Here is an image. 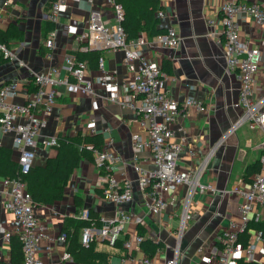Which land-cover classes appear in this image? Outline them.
<instances>
[{
  "label": "crops",
  "instance_id": "0c3cea01",
  "mask_svg": "<svg viewBox=\"0 0 264 264\" xmlns=\"http://www.w3.org/2000/svg\"><path fill=\"white\" fill-rule=\"evenodd\" d=\"M5 1L0 0V30L17 25L23 32L22 39L13 38L8 43L5 42L16 52L17 59H6L0 63V87L11 81H18L19 94L15 98H8L9 102L23 103L35 90L32 71L60 66L67 53L88 52L80 50L73 35L64 34L65 24L72 23L85 30L93 8H99L110 25L115 23L112 6L106 0H68V7L61 14L58 23L45 18L53 0H10L7 6L4 5ZM250 1L264 4V0ZM221 2L222 0H172L183 44L179 50L158 45L149 52L168 73L167 88L173 97L182 102L191 93L192 87H195V95L207 106L206 111H200L192 105L186 108L177 120L174 140L184 145L179 160L182 168H199L210 150L214 149L201 176V182L211 185L214 190L196 192L188 209L186 227L180 233L188 186L180 185L166 194V207L159 213H151L145 203L144 192L137 185V173L131 165L133 158L137 156L144 167H150L151 157L148 148L137 150L131 141L135 133L145 139L149 135L148 128L140 122L139 114L119 103L106 105L104 100L107 92L97 83H94L95 96L70 93L65 85H59L55 105L37 138L34 166H45L57 154L56 147L49 148L43 144L46 138L55 137L59 140L61 137L85 133L95 136L100 142L97 146L99 149H111L122 156L126 163L124 170L127 177L134 182V198L122 207L135 211L142 221L136 227L129 224L124 236L138 230L145 240L160 243V246L149 254L143 244L128 252L122 240L114 246L97 241L93 243V249L106 252L107 258L97 256L91 259L83 251L77 255L72 252V262L61 259L62 252L68 245L60 242L58 237L66 226L67 218H78L84 207L95 210L103 222L112 219L117 213L118 206L102 197L101 172L94 164L95 153L92 152V160L82 156L80 164L70 174L65 194L60 201L52 205L37 204V215L52 238L42 241L39 252L46 264H141L146 257L154 259L155 264H168L167 260L177 250L178 264H204L203 257L215 247L217 234L231 220H239V204L242 201L240 192L247 188L254 173H264V132L260 127H251L248 122L235 125L243 112L241 108L233 107L239 95L240 83L234 74L227 73L223 45L218 34L215 37L209 35L207 23L209 18L219 17ZM166 22L167 19H159V27L164 31ZM54 29L55 47L52 59H48L45 57L49 50L45 40ZM262 31L260 26L250 24L245 26L242 33L259 35ZM103 54L107 69L115 73L118 80L124 81L129 76L124 64V51L106 49ZM20 60L25 65L20 64ZM89 68L88 74L95 79L98 75L97 65ZM64 75L61 72V76ZM95 101L98 102V108L94 107ZM90 119L97 122L94 133L86 132L85 124ZM0 141L1 146L12 150V158L18 161L19 150L14 146L13 134L0 132ZM191 149H194V154ZM258 160L261 162V170L252 169L245 175L248 166ZM4 178L6 177L0 176V192ZM8 198V195L1 194L0 260L11 258L13 249L21 248L15 234L9 239L4 236L6 232H15L18 226L15 215L3 204V200ZM77 199L82 201L80 205ZM73 225L68 228L73 230ZM81 230L76 236L78 243ZM256 230L255 221H252L249 231L241 236L242 240L247 241ZM46 245L51 246L50 252H47ZM260 247L261 245L257 248L255 261L264 264V254L259 252Z\"/></svg>",
  "mask_w": 264,
  "mask_h": 264
},
{
  "label": "built area",
  "instance_id": "2783aa9c",
  "mask_svg": "<svg viewBox=\"0 0 264 264\" xmlns=\"http://www.w3.org/2000/svg\"><path fill=\"white\" fill-rule=\"evenodd\" d=\"M68 0H53L45 18L58 23L61 14L68 7ZM93 2L94 0H89ZM112 6V18L115 23L110 25L103 17L99 8H93L89 13L88 25L81 30L72 23L64 25V34L73 35L79 43L80 50L93 51L102 48L122 49L124 64L129 76L120 81L115 73L106 67V58L101 54L97 61L98 75L93 79L89 74V64L78 59L75 53H67L60 66L32 71L35 90L28 95L25 102H9L19 94L18 81H11L0 87V132L13 134L14 146L19 150V170L15 176L3 180L1 194L9 196L3 200L6 209L11 211L18 222L15 232H6V239L15 234L20 242L23 255L22 264H46L40 256L42 241L51 240L46 226L40 221L36 207L29 190L27 174L34 166L37 150V138L47 122V116L52 112L59 95L57 87L65 85L67 92L85 95H96L94 83L103 87L107 96L104 103H119L124 107L134 109L141 124L148 128V137L142 138L133 134L132 144L137 150L148 148L151 152L150 167H144L135 156L132 168L137 173V185L144 192L145 203L151 213L161 212L167 205L166 194L176 190L180 185L188 186V198L183 215L180 233L186 227L188 209L196 196V192L206 189L214 190L211 185L201 182V176L206 167L207 159L199 168H182L179 166L184 145L174 140L177 133L178 118L188 106H195L200 111H206L204 101L195 95V87L191 93L180 102L173 97L167 88L168 73L152 56L150 50L158 45L179 50L183 38L179 31L172 0H160V8L156 15L160 20L167 19L165 31L153 39L144 35L129 40L121 24L124 18V8L117 0H106ZM6 0L4 5H9ZM218 18H209V35L217 37L223 45L226 58V71L234 74L240 83L239 95L233 103L234 108L243 110L235 125L248 122L251 127H260L264 132V4L250 0H222ZM254 24L262 28L257 35H244L245 26ZM56 31L51 30L45 40L49 49L45 57L52 59L55 47ZM0 56L17 59L16 52L10 46L0 41ZM20 64L25 62L20 60ZM64 72V76H61ZM98 108V102H94ZM86 132H96L97 122L90 119L85 124ZM1 144V141H0ZM46 147H56L58 138L43 140ZM264 147V143H263ZM85 149L92 150L94 164L101 172L102 197L118 206L116 215L102 221L100 226L94 222L82 228L80 242L87 246L92 242L103 241L114 246L118 240L128 252L140 248L144 236L138 230L124 236L127 227L141 224V216L135 211L122 207L134 198V182L127 177L124 167L125 160L111 149H97L93 144L86 143ZM194 154V149H191ZM264 161V157H263ZM82 172V168L80 169ZM76 176H78L76 174ZM242 201L239 204V220H231L226 228L218 234L215 247L203 257L204 264H239L240 260L255 261L257 248L264 254V233L256 230L247 241L241 236L249 231L252 221L264 220V173L253 174L246 189L240 192ZM82 219H90V209L82 208L78 214ZM1 229L3 230L2 226ZM66 231H62L58 240L68 245ZM47 252L51 246L46 245ZM160 252V249L157 250ZM61 259L65 262L74 261V255L68 248L64 249ZM178 250L167 260L168 264H178ZM0 264H13L11 258L1 259ZM141 264H155L154 259L146 257Z\"/></svg>",
  "mask_w": 264,
  "mask_h": 264
},
{
  "label": "trees",
  "instance_id": "16d2710c",
  "mask_svg": "<svg viewBox=\"0 0 264 264\" xmlns=\"http://www.w3.org/2000/svg\"><path fill=\"white\" fill-rule=\"evenodd\" d=\"M117 1L121 3L125 11L121 24L129 40L137 38L140 35H144L148 39H153L158 34L163 33L164 30L159 27V18L156 15L157 10L160 8V0ZM49 28L51 29V27ZM13 38H23V32L17 25H10L7 30H0V41L8 43L9 40ZM101 54H103V51L100 50L76 53L78 59L87 61L90 67H96L98 58ZM5 60V58L0 56V63H3ZM86 143H91L94 148L99 149L97 146H99L100 142L96 140L95 136H91L90 134L85 133L65 138L61 137L59 138V144L56 146V156L50 158L45 166H33L31 168L26 179L33 200L37 204L52 205L63 198L69 181V176L80 164L82 156H86L90 160L93 158V151L84 148ZM19 167L20 165L18 161L12 158V150L0 145V176H15ZM252 169L254 171L261 170L260 160L249 165L247 168L248 171L245 175H248ZM77 202L79 205L82 203V201H79L78 199ZM91 222H94L98 226L102 224V221L95 210H90V219H82L80 217L67 218V223L63 231H66L69 235L68 249L76 255L84 251L88 258L93 259L100 256L105 259L108 254L106 252L95 251L92 247L94 242L87 246H83L81 242L78 243L76 239L79 229L91 224ZM71 224H74L73 230L68 228ZM255 227L257 230H262L264 233V220L255 222ZM120 241L121 240H118L115 245ZM143 246L147 253L152 254L153 251L160 246V243L144 239ZM11 260L13 264L23 263L21 248L16 247L13 249ZM239 264L261 263L240 260Z\"/></svg>",
  "mask_w": 264,
  "mask_h": 264
},
{
  "label": "water",
  "instance_id": "95a60500",
  "mask_svg": "<svg viewBox=\"0 0 264 264\" xmlns=\"http://www.w3.org/2000/svg\"><path fill=\"white\" fill-rule=\"evenodd\" d=\"M106 49H109V47H107V48H102L101 50L103 51V50H106Z\"/></svg>",
  "mask_w": 264,
  "mask_h": 264
}]
</instances>
